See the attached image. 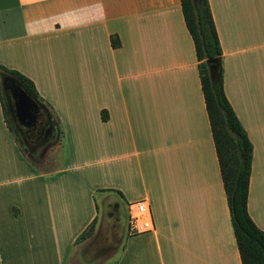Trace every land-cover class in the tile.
Wrapping results in <instances>:
<instances>
[{
  "label": "crops",
  "instance_id": "obj_1",
  "mask_svg": "<svg viewBox=\"0 0 264 264\" xmlns=\"http://www.w3.org/2000/svg\"><path fill=\"white\" fill-rule=\"evenodd\" d=\"M208 2L264 232V0ZM198 64L181 0H0V65L60 132L35 167L0 98V264H241ZM137 201L152 231L129 228Z\"/></svg>",
  "mask_w": 264,
  "mask_h": 264
},
{
  "label": "trees",
  "instance_id": "obj_2",
  "mask_svg": "<svg viewBox=\"0 0 264 264\" xmlns=\"http://www.w3.org/2000/svg\"><path fill=\"white\" fill-rule=\"evenodd\" d=\"M181 8L199 61L201 88L241 264H264V232L252 220L247 209L253 145L225 95L222 50L209 2L181 0ZM111 43L113 47L120 45L116 36L111 37ZM212 57L217 58L213 79L209 76L207 64V59ZM0 71L17 79L33 97H39L35 84L24 74L3 65H0ZM0 98L3 101L1 84ZM93 226L94 221L76 240L86 238Z\"/></svg>",
  "mask_w": 264,
  "mask_h": 264
},
{
  "label": "flooded vegetation",
  "instance_id": "obj_3",
  "mask_svg": "<svg viewBox=\"0 0 264 264\" xmlns=\"http://www.w3.org/2000/svg\"><path fill=\"white\" fill-rule=\"evenodd\" d=\"M9 90L14 107V114L11 119L20 139L28 148L42 145L48 137L56 133L55 121L48 109L31 96L32 98L23 101L26 110L22 112L20 95L13 82H9ZM31 108L34 110L31 111Z\"/></svg>",
  "mask_w": 264,
  "mask_h": 264
},
{
  "label": "rangeland",
  "instance_id": "obj_4",
  "mask_svg": "<svg viewBox=\"0 0 264 264\" xmlns=\"http://www.w3.org/2000/svg\"><path fill=\"white\" fill-rule=\"evenodd\" d=\"M0 84H1V93L3 95L5 107L7 108V102L4 96L2 82ZM6 116H7L9 123L13 127V132L15 136L17 137V140L21 148L26 152L27 156H29L31 161L35 164L34 166L35 167L37 166L38 168H42V169L54 168L57 165L59 151H60V147H59V144H60L59 142L60 134L59 133L60 132L59 130H56L57 132L54 135L48 137L47 140L43 142L42 145L37 146V147L31 146L30 148H28L22 142L16 129L14 128L11 116L9 115L8 108L6 109ZM126 220L128 222V217L126 218Z\"/></svg>",
  "mask_w": 264,
  "mask_h": 264
},
{
  "label": "water",
  "instance_id": "obj_5",
  "mask_svg": "<svg viewBox=\"0 0 264 264\" xmlns=\"http://www.w3.org/2000/svg\"><path fill=\"white\" fill-rule=\"evenodd\" d=\"M192 1L196 3L197 0H192ZM216 61H217L216 57L207 59L208 71H209V76L211 79H213L215 76L216 65L214 63ZM1 82H2L4 96L7 102V108L9 111V115L12 117L14 114V109H13L14 107H13V104L10 98L9 82H13L16 85L18 89L17 91L19 92L20 99H21L20 108H21V111L24 112L26 110V107L23 106L24 104L23 101H25L26 99L32 98L30 93L22 86V84L17 79L7 74H4V73L1 74ZM30 110L32 111L34 110V108H31Z\"/></svg>",
  "mask_w": 264,
  "mask_h": 264
},
{
  "label": "built area",
  "instance_id": "obj_6",
  "mask_svg": "<svg viewBox=\"0 0 264 264\" xmlns=\"http://www.w3.org/2000/svg\"><path fill=\"white\" fill-rule=\"evenodd\" d=\"M132 206L128 216V224L131 231L135 233L152 231L154 223L146 203L137 201Z\"/></svg>",
  "mask_w": 264,
  "mask_h": 264
}]
</instances>
